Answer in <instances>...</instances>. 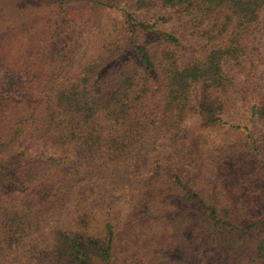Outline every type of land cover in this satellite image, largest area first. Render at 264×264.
<instances>
[{
  "label": "trees",
  "instance_id": "trees-1",
  "mask_svg": "<svg viewBox=\"0 0 264 264\" xmlns=\"http://www.w3.org/2000/svg\"><path fill=\"white\" fill-rule=\"evenodd\" d=\"M31 1L0 27V264H264V0Z\"/></svg>",
  "mask_w": 264,
  "mask_h": 264
},
{
  "label": "rangeland",
  "instance_id": "rangeland-1",
  "mask_svg": "<svg viewBox=\"0 0 264 264\" xmlns=\"http://www.w3.org/2000/svg\"><path fill=\"white\" fill-rule=\"evenodd\" d=\"M49 9L50 8L43 9L42 7L38 9L34 6V3L31 0H0V27H3L6 30L8 29L10 36L19 32L22 37L17 35L19 36L17 40L20 42L22 41V38L23 42H25V34L23 33L25 31V28H23L24 16L30 17L32 15L35 20L38 18L40 22L41 13L47 15L49 14ZM68 9H70V11L82 12L85 9V5L82 1L73 0L68 4ZM83 16L84 15H82L81 19L77 21V25L80 26L82 24ZM27 30L28 28H26V32ZM33 32H35V34L37 33V31Z\"/></svg>",
  "mask_w": 264,
  "mask_h": 264
}]
</instances>
